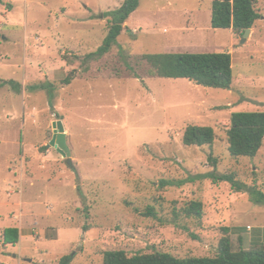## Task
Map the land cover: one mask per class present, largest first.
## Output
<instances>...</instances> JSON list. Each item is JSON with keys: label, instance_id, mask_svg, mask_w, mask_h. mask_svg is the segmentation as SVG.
<instances>
[{"label": "rangeland", "instance_id": "374dc122", "mask_svg": "<svg viewBox=\"0 0 264 264\" xmlns=\"http://www.w3.org/2000/svg\"><path fill=\"white\" fill-rule=\"evenodd\" d=\"M123 1L0 2V82L21 80L25 70L45 80L49 69L55 84L52 99L26 90L30 82L0 86V112L15 111L0 116V264H57L62 255L69 264H103V253L117 249L214 256L223 227L233 250L257 247L258 231L264 238V205L227 182L160 187L215 170L264 192V142L255 157L233 158L226 137L231 112L264 111V0L243 43L240 33L211 27L212 0H140L111 50L85 70L83 56L106 36L104 13ZM170 52L230 53V89L149 76L142 55ZM58 57L70 64L60 69ZM58 119L74 168L48 145ZM190 124L212 127L213 144L185 146ZM191 200L202 202L200 220L181 213ZM4 229L15 243L4 242Z\"/></svg>", "mask_w": 264, "mask_h": 264}, {"label": "trees", "instance_id": "16d2710c", "mask_svg": "<svg viewBox=\"0 0 264 264\" xmlns=\"http://www.w3.org/2000/svg\"><path fill=\"white\" fill-rule=\"evenodd\" d=\"M140 0H124L114 10L104 13L107 17V33L102 44L97 50L87 53L82 58L84 69L87 64L106 55L116 43L123 24L128 17L138 8ZM2 2V0H0ZM262 18L256 7V0H212L210 24L212 28L231 29L241 35L247 28H252L255 22ZM69 65V61L63 58ZM148 68L147 74L151 77L184 78L195 85L215 88L230 89L232 84V60L228 52H170L144 54ZM125 61V60H124ZM128 69L133 71L125 61ZM75 75V70L68 72L63 79L64 84H69ZM135 78L140 76L133 71ZM9 84L16 89L20 84L13 80H2L0 86ZM29 90H44L49 99H52L55 84L50 81L38 82L28 85ZM52 102H50L51 104ZM227 150L231 157L241 156L253 158L257 155L264 142V111H233L229 115V125L226 129ZM214 130L210 126L188 125L182 135L185 146H211L214 142ZM208 162L215 167L216 159L208 156ZM209 179L211 183L227 182L235 192H247L250 201L258 205H264V192L254 185L248 186L245 182L236 178L234 173L217 174L215 170L190 176L186 179H171L160 181V187L182 186L187 182ZM202 202L189 201L181 209L185 218L200 220L203 216ZM148 214H153L148 209ZM84 230H87L84 226ZM223 237L219 240L217 253L214 256H189L177 257L168 252L153 250L151 252H138L127 254L122 249L107 250L103 253V264H264V246L251 249H232L228 228L223 227ZM11 229H4V242L15 243L17 238L10 236ZM57 264H69V256L62 255Z\"/></svg>", "mask_w": 264, "mask_h": 264}, {"label": "water", "instance_id": "95a60500", "mask_svg": "<svg viewBox=\"0 0 264 264\" xmlns=\"http://www.w3.org/2000/svg\"><path fill=\"white\" fill-rule=\"evenodd\" d=\"M250 28L245 29L242 34L241 43L244 42L246 36L250 33ZM53 136L48 145L53 147L63 158L66 159L67 164L74 168L71 158V150L66 140V133L64 131L63 121L61 119L52 122Z\"/></svg>", "mask_w": 264, "mask_h": 264}, {"label": "crops", "instance_id": "0c3cea01", "mask_svg": "<svg viewBox=\"0 0 264 264\" xmlns=\"http://www.w3.org/2000/svg\"><path fill=\"white\" fill-rule=\"evenodd\" d=\"M59 59H62L61 61L59 60ZM58 64H59V67H60V69L62 68V66H65V61H64V59L63 58H59L58 57ZM59 69V70H60ZM31 70H35V69H33V67H31ZM67 70H68V67H65L64 69H62V72L63 73H65V72H67ZM50 71L51 70H49V69H44V71H43V77L45 78V80H37V81H33V80H29L30 78H28L27 76H26V70H25V75L23 76V78L21 79V80H18V81H15V80H13V81H15V82H17V83H19L20 84V87H21V85H23V84H27L28 82H30V83H28L27 85H25V88L28 86V85H31V84H35V83H38V82H45V81H50V82H53V79H54V76L53 75H51V73H50ZM61 72V71H60ZM2 80H4V79H2ZM1 80V81H2ZM71 82V81H70ZM54 83V82H53ZM4 85H6V84H4ZM7 85H9V84H7ZM3 86V85H2ZM13 87V86H12ZM15 88V87H14ZM27 90V89H26ZM35 92H37V91H40V90H34ZM44 91V90H43ZM26 94V93H25ZM8 114H15V111H14V109H4L3 111H1L0 112V116H1V118H4L5 119V117H8V116H10V115H8ZM246 229H251V231L253 230V228L252 227H246ZM264 229V228H263ZM258 233L259 234H252L251 235V237H252V239L253 240H251V242L252 243H254V244H256L257 245V247H261V245H263V241H264V238H260V234H261V232H259L258 231Z\"/></svg>", "mask_w": 264, "mask_h": 264}]
</instances>
